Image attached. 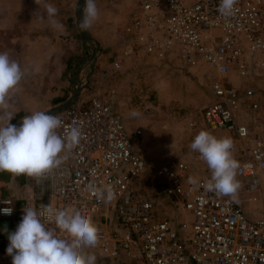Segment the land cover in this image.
<instances>
[{"label": "built area", "instance_id": "built-area-1", "mask_svg": "<svg viewBox=\"0 0 264 264\" xmlns=\"http://www.w3.org/2000/svg\"><path fill=\"white\" fill-rule=\"evenodd\" d=\"M131 2L133 11L120 26L118 57L204 68L202 126L233 141L240 165L236 198L205 189L211 178L205 161L199 174L176 157L155 167V188L148 189V163L136 143L143 131L128 130L111 92L55 114L62 120L58 134L79 127L80 143L62 153L51 178L37 183L22 175L19 196L0 199V209L12 207V214L0 211V218L22 220L27 206L37 212L45 205L75 209L99 229L97 246L85 249L96 264H264V92L236 87L230 79L232 72L248 77L264 69V0H237L231 17L218 12L220 0ZM89 185L111 186L114 198L93 195ZM167 208L173 213L161 212ZM46 227L71 239L54 223ZM8 245L0 234V257L12 264Z\"/></svg>", "mask_w": 264, "mask_h": 264}, {"label": "crops", "instance_id": "crops-1", "mask_svg": "<svg viewBox=\"0 0 264 264\" xmlns=\"http://www.w3.org/2000/svg\"><path fill=\"white\" fill-rule=\"evenodd\" d=\"M79 2L80 0H0V53L6 52L10 59L19 63L24 73L18 90L8 99L7 111L14 116L11 124L36 111H47L58 106L65 98L68 100L76 89L73 81L78 78L80 83L85 84L89 75L91 79L83 89L80 100L90 101L94 96L107 98L111 92H115L117 100L125 103L133 99V96L135 98V95L137 98L141 97L142 94L137 93L136 84L142 78H137L139 74L151 73L154 67L147 66L151 62L146 61L147 58L143 56L118 57L122 45L120 26L125 24L133 11L131 0H95L99 18L93 22L90 33L99 43V50L94 67L87 62L77 66L88 51L84 47L78 26ZM48 5L57 10L54 17H49ZM52 20L58 26H54ZM118 60L122 64L116 67L115 62ZM160 64L164 65L160 62L157 65ZM165 65L180 68L173 63ZM191 69L200 73H197L200 79L197 78L198 83H202L204 68ZM230 79L236 87H255L264 92V69L254 70L248 77L232 72ZM6 123L4 112L0 111V125ZM188 131V134H192L189 123ZM205 131L215 136L224 134L207 129ZM144 153L142 154L147 160ZM22 182V175L11 174L8 180L0 176V199L12 196L14 190H19L20 194ZM0 264L9 263L0 257Z\"/></svg>", "mask_w": 264, "mask_h": 264}, {"label": "clouds", "instance_id": "clouds-1", "mask_svg": "<svg viewBox=\"0 0 264 264\" xmlns=\"http://www.w3.org/2000/svg\"><path fill=\"white\" fill-rule=\"evenodd\" d=\"M237 0H220L218 12L224 17L235 14ZM57 10L47 6L49 17H54ZM99 18V10L95 0H86L83 16L79 21L82 31H90L92 24ZM54 26H58L52 20ZM24 73L18 62L10 59L4 52L0 53V111H3L7 123L0 125V172H8L14 176L25 175L34 178L37 183L51 178L50 173L59 168L64 156L62 153L71 151L80 143L81 130L73 126L65 130V135L57 132L62 120L50 112L36 111L23 117L21 126L10 123L14 117L9 108L8 99L18 90ZM133 116H138L136 111ZM198 151L211 170V178L204 187L208 192L218 196H229L233 199L241 188L236 179L239 162L234 158L231 138H217L208 131H200L190 145ZM193 185L195 177H189ZM93 195L114 198L111 186L98 189L89 185ZM12 204L11 200H4ZM4 214L11 215L12 207L0 209ZM54 223L56 227L71 239H65L46 227ZM9 245L6 252L12 257V264H96V256L86 253V248L97 246L99 229L90 217L83 216L72 209H53L50 205L43 206L37 212L33 207L24 208V215L14 232H8Z\"/></svg>", "mask_w": 264, "mask_h": 264}, {"label": "rangeland", "instance_id": "rangeland-1", "mask_svg": "<svg viewBox=\"0 0 264 264\" xmlns=\"http://www.w3.org/2000/svg\"><path fill=\"white\" fill-rule=\"evenodd\" d=\"M157 64L158 62H151L147 66L154 67L152 72L145 75L139 74L137 78H142L139 80L140 83L136 84L137 93L142 94L141 97L137 98L135 95V98L133 96V99L127 100V103L117 100V109H120L119 112L128 130L143 131L142 135L136 139V143L137 148L145 152L147 156L148 170L145 174L147 177L145 186L152 192L155 188V182H153L155 167L172 157L189 160L194 172L199 174L202 172L205 162L200 153L192 150L190 145L195 136L206 129L202 126L200 112L206 104L208 94L206 83L203 81L198 83L197 73L199 72L196 70L188 68L180 70L173 65L167 67L170 65ZM190 98L192 105L189 106ZM65 99L63 100L66 101ZM87 104L89 100L82 99L76 105ZM133 111L138 112L139 115L133 116ZM192 122L195 123L194 126L190 125ZM188 123L192 134L186 132ZM216 137L224 138L225 136L222 134ZM17 191L14 190L13 198L19 196V190ZM161 212L171 214L173 210L167 208L161 209Z\"/></svg>", "mask_w": 264, "mask_h": 264}, {"label": "water", "instance_id": "water-1", "mask_svg": "<svg viewBox=\"0 0 264 264\" xmlns=\"http://www.w3.org/2000/svg\"><path fill=\"white\" fill-rule=\"evenodd\" d=\"M85 3H86V0H80V2L78 4V8H77L78 26H79V21L83 16V9L85 7ZM80 31H81L82 40L84 42V47L88 51L85 55V58L83 60H81L77 66L79 67L84 62H87L90 66L94 67V63L96 62V59L98 57L99 43L93 38L90 31L85 32V31H82L81 29H80ZM90 79H91V75L87 76V82L85 84H82L79 82V79L76 78L73 81V83L76 87L73 95L68 100H66L65 102L59 104L58 106L52 107L45 112H50L51 114L55 115L57 113H60L64 110L76 105L77 102L81 98V94H82L83 89L88 86ZM22 121H23V119L13 123V125H16L17 127H19V126H21Z\"/></svg>", "mask_w": 264, "mask_h": 264}, {"label": "trees", "instance_id": "trees-1", "mask_svg": "<svg viewBox=\"0 0 264 264\" xmlns=\"http://www.w3.org/2000/svg\"><path fill=\"white\" fill-rule=\"evenodd\" d=\"M0 176L3 179H9L11 174L8 172H0ZM21 222L20 218H0L1 223V234L3 236L8 237L7 232L5 231V228H7L8 232H13L16 230L18 224Z\"/></svg>", "mask_w": 264, "mask_h": 264}]
</instances>
